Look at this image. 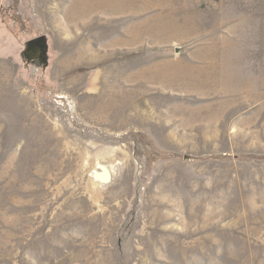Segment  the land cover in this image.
Masks as SVG:
<instances>
[{"label":"rangeland","instance_id":"rangeland-1","mask_svg":"<svg viewBox=\"0 0 264 264\" xmlns=\"http://www.w3.org/2000/svg\"><path fill=\"white\" fill-rule=\"evenodd\" d=\"M196 2L0 0V264H264V33Z\"/></svg>","mask_w":264,"mask_h":264},{"label":"crops","instance_id":"crops-1","mask_svg":"<svg viewBox=\"0 0 264 264\" xmlns=\"http://www.w3.org/2000/svg\"><path fill=\"white\" fill-rule=\"evenodd\" d=\"M194 3L197 5V14L210 13V18L218 21H222L221 27L224 31L218 33L212 32L211 35H229L232 27L238 29H251L250 33L258 34V29L264 33V0H198ZM234 20L235 24L229 25L228 21ZM209 48L215 46V44H208ZM242 51H262L264 52V44H248L242 45ZM261 60L264 61V55Z\"/></svg>","mask_w":264,"mask_h":264},{"label":"bare ground","instance_id":"bare-ground-1","mask_svg":"<svg viewBox=\"0 0 264 264\" xmlns=\"http://www.w3.org/2000/svg\"><path fill=\"white\" fill-rule=\"evenodd\" d=\"M103 172L95 173V177L103 183H106L109 180V172L102 167Z\"/></svg>","mask_w":264,"mask_h":264},{"label":"water","instance_id":"water-1","mask_svg":"<svg viewBox=\"0 0 264 264\" xmlns=\"http://www.w3.org/2000/svg\"><path fill=\"white\" fill-rule=\"evenodd\" d=\"M36 41H34L33 43H35Z\"/></svg>","mask_w":264,"mask_h":264},{"label":"trees","instance_id":"trees-1","mask_svg":"<svg viewBox=\"0 0 264 264\" xmlns=\"http://www.w3.org/2000/svg\"><path fill=\"white\" fill-rule=\"evenodd\" d=\"M254 157H256V156H254ZM264 159V158H263Z\"/></svg>","mask_w":264,"mask_h":264}]
</instances>
